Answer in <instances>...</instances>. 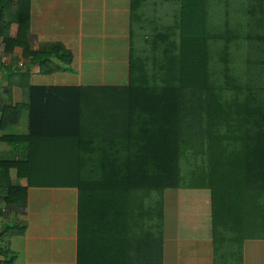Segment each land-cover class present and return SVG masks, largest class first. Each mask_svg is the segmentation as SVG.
Segmentation results:
<instances>
[{
  "label": "trees",
  "instance_id": "trees-1",
  "mask_svg": "<svg viewBox=\"0 0 264 264\" xmlns=\"http://www.w3.org/2000/svg\"><path fill=\"white\" fill-rule=\"evenodd\" d=\"M28 3L0 0L5 52L23 48L43 75L71 71L72 53L61 44L34 52L24 41ZM259 3V16L227 24L221 35L183 22L179 42L168 41L173 49L150 57L131 52L126 86H37L30 84V69L3 73L9 83L22 79L29 91L25 105L1 107L0 130L29 113L27 136L0 138L24 154L0 161L3 200L26 212L30 189L77 193L75 240L61 242L57 253L39 251L40 264H164L171 190L179 191V229L193 237L210 229L214 264H243L251 224L264 233ZM11 9L16 22L7 20ZM11 169L26 187L12 182ZM14 237H28L26 224L7 225L0 234L2 264L18 260Z\"/></svg>",
  "mask_w": 264,
  "mask_h": 264
},
{
  "label": "crops",
  "instance_id": "crops-1",
  "mask_svg": "<svg viewBox=\"0 0 264 264\" xmlns=\"http://www.w3.org/2000/svg\"><path fill=\"white\" fill-rule=\"evenodd\" d=\"M259 2L263 4L264 0H29L30 22L24 41H29L30 50L34 52H45L60 43L72 53L71 71L40 77L37 61L25 58L23 48L15 47L12 53H7L0 40V117L3 105H25L29 99L28 89L21 87L22 79L17 77L9 83L3 73L30 69L33 72L30 84L37 86H65L61 84L62 79L72 83L68 86H126L131 52L150 57L162 55L163 49H173L168 41L179 42L183 22L189 24L192 31L197 29L203 33L207 29L209 33L221 35L225 25L248 23L259 16L256 11ZM13 12V9L9 11L7 20L16 22ZM11 29L14 37L17 26ZM83 81L94 83L84 84ZM28 133L29 113L23 110L17 124L0 130V138L27 136ZM21 158H24L22 152L0 141V161ZM10 176L15 185L27 186V181L19 179L15 169H11ZM3 196L0 190V234L5 226L14 223L26 224L28 228L27 238L11 240L12 250L19 254L15 264H40L38 256L43 257L42 252L57 253L61 242L75 240V190L30 189L26 212L8 206ZM251 225L252 236L242 246L243 264H264V233L259 234V224ZM201 230L207 236L175 233L178 235L175 264H214L210 229ZM167 245L166 239L164 264ZM3 262L0 254V264ZM44 264H54V261L51 259Z\"/></svg>",
  "mask_w": 264,
  "mask_h": 264
},
{
  "label": "rangeland",
  "instance_id": "rangeland-1",
  "mask_svg": "<svg viewBox=\"0 0 264 264\" xmlns=\"http://www.w3.org/2000/svg\"><path fill=\"white\" fill-rule=\"evenodd\" d=\"M43 76H44V78L50 77V76L43 75V74L40 77H43ZM88 78H92V77H88ZM84 80H86V77ZM83 82H84V84H93L94 83V81H83ZM95 82H96V84L100 83L98 81H95ZM61 84H65V86L72 85V83L66 81L65 79L61 80ZM186 169L188 170V168H186ZM184 170H185V168H183V171ZM165 199H166L165 200L166 201V231H165L166 235L165 236H167V237H165V240L167 239V243H168V245H167L168 249H167L166 257H165V264H175V258H176V253H177V245L176 244L178 242L176 240V236L178 237V235H176V234H179V235L181 234L180 236L192 237L193 233H190L189 231H186V230H182V231L179 230V226L177 223L178 222L177 216H178V212H179V202H178L179 201V191H177V190L168 191L166 193ZM202 234H205V232H203ZM20 242H22V240H20ZM21 254H23L22 247H21V252H20V256H21L20 260H22ZM18 260H19V257H18Z\"/></svg>",
  "mask_w": 264,
  "mask_h": 264
}]
</instances>
